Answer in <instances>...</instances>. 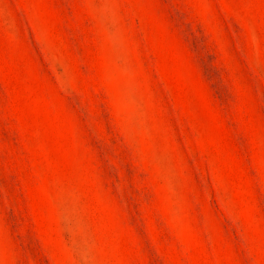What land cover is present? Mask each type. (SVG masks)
Here are the masks:
<instances>
[{
  "label": "rangeland",
  "instance_id": "rangeland-1",
  "mask_svg": "<svg viewBox=\"0 0 264 264\" xmlns=\"http://www.w3.org/2000/svg\"><path fill=\"white\" fill-rule=\"evenodd\" d=\"M0 264H264V0H0Z\"/></svg>",
  "mask_w": 264,
  "mask_h": 264
}]
</instances>
